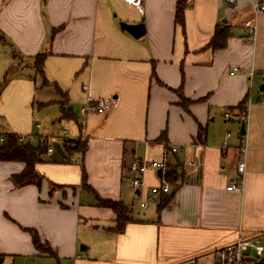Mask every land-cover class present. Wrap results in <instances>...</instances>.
I'll list each match as a JSON object with an SVG mask.
<instances>
[{"label":"crops","instance_id":"crops-1","mask_svg":"<svg viewBox=\"0 0 264 264\" xmlns=\"http://www.w3.org/2000/svg\"><path fill=\"white\" fill-rule=\"evenodd\" d=\"M188 1L182 28L177 0H144L142 11L122 0H0V130L53 150L36 165L40 183L21 188L12 176L25 164L0 161L1 264H215L218 249L264 232V13L250 0ZM121 24L146 33L136 39ZM220 24L230 37L214 51ZM251 25L256 40L245 43ZM89 99L113 105L82 114ZM77 101L81 118L69 107ZM53 105L63 137L33 134L35 106ZM164 159L167 171L178 165L169 193H150L159 171L132 187L133 160ZM238 180L242 190L228 191ZM134 195L142 212L127 205ZM97 197L128 209L122 231Z\"/></svg>","mask_w":264,"mask_h":264},{"label":"built area","instance_id":"built-area-1","mask_svg":"<svg viewBox=\"0 0 264 264\" xmlns=\"http://www.w3.org/2000/svg\"><path fill=\"white\" fill-rule=\"evenodd\" d=\"M6 1V0H4ZM125 3L129 4L132 7H135L139 11L143 10L144 0H122ZM252 1V8L255 12V15L258 16L264 13V2L263 0H250ZM229 5H235L236 0H226ZM256 40V26L251 25L249 27V35L244 38L245 43H251ZM237 71V70H235ZM264 104V101H262ZM112 100H91L89 99L86 106L82 108V114H86L89 111H94L100 115L106 114L112 107ZM227 120H232L233 116L231 114H225ZM6 133H2L0 130V143L7 142ZM49 140V139H48ZM48 140L47 141L48 143ZM41 141L42 143L45 142ZM20 142L25 143V139L20 138ZM185 150L184 146L181 147H172L167 150L168 154H177L180 151ZM53 150L51 147L47 149V153H51ZM246 150L243 151L245 153ZM130 173L133 176L130 179V184L135 189H141L144 185V177L149 171H159L161 172L162 183L158 187H153L150 190L151 195H157L159 193L167 194L170 192L171 185L166 180L167 172V159L163 161H154L147 162L142 160H133L129 165ZM238 172L244 174L245 172V163L241 162L238 165ZM228 191L242 190V182L238 180L236 184L231 185L227 188ZM146 204L143 203L142 207H145ZM215 264H264V244L258 239H245L239 238L234 243L228 244L216 251Z\"/></svg>","mask_w":264,"mask_h":264},{"label":"trees","instance_id":"trees-1","mask_svg":"<svg viewBox=\"0 0 264 264\" xmlns=\"http://www.w3.org/2000/svg\"><path fill=\"white\" fill-rule=\"evenodd\" d=\"M189 7V1L188 0H177V6H176V23H178L182 28L185 27V12ZM230 37V29L228 26L220 24L217 26L214 37L212 38L209 47L212 48V50H223L227 46L228 39ZM38 69L39 72L43 74L42 69V63L43 59L41 57H38ZM7 80L5 81L4 85L6 84ZM45 83L47 81H44ZM47 84V83H46ZM3 85V86H4ZM56 90L65 98H67V94L63 93L59 90L58 87H56ZM66 101V100H65ZM65 101L63 104H65ZM67 102V101H66ZM190 101L186 99H182V105L186 107ZM244 104V103H243ZM239 108H243V105H241ZM244 112V109H242ZM65 116V111H64ZM206 133L205 130L200 128V136L202 134ZM7 143L0 145V161L1 162H21L25 164L24 171L19 175H13L12 181L14 185L17 188L24 187L26 185L37 183L39 184L41 181V177L39 173L36 171V165L41 161V157L47 153V142L45 141L44 144L38 142L37 144L33 143H27V144H20L18 142V135L16 134H7ZM164 135H162L163 139ZM79 152H85L86 146H79L78 149ZM168 164V168H169ZM177 166L169 168V170L166 172V180L169 183H173L176 178H178L177 173ZM98 199V205L101 207L111 208L115 214L117 215V228L116 231H122L126 224L131 221V218L129 217L128 209L123 205L121 202H114L111 200H103L97 197ZM170 199H163L160 203L159 210L164 209L166 206L169 205ZM32 233V239L34 246L36 249L43 254H49L51 252L48 251L49 247L48 245H43L41 242V239L36 231H31ZM52 255V254H50Z\"/></svg>","mask_w":264,"mask_h":264},{"label":"rangeland","instance_id":"rangeland-1","mask_svg":"<svg viewBox=\"0 0 264 264\" xmlns=\"http://www.w3.org/2000/svg\"><path fill=\"white\" fill-rule=\"evenodd\" d=\"M37 61V60H36ZM52 96V95H51ZM82 103L81 102H76L75 104L71 103L69 107H73V112L79 117L80 116V109L82 108ZM34 121H33V125L35 127V130L33 131V134H37L38 132H42L43 135L48 136V137H54V138H60L63 137V135L61 134V131L64 130V128L62 126V123H59V117L56 116V113L58 112L59 114V109L57 106L53 105L48 107L47 109H38L37 106H35L34 109ZM61 119V117H60ZM63 123H66L67 121L64 120L62 121ZM36 124H40L41 125V129H38L36 127ZM3 126V123L1 124ZM61 129V131H59ZM68 130V129H67ZM69 132V131H68ZM227 133V131H225ZM3 133V132H2ZM232 134H236L238 136L239 131H235L233 133V131H231ZM7 135V133H6ZM18 137V142L20 144H27V143H35L37 144L38 142L42 143L41 141H43V138H39L37 136H17ZM24 138L25 139V143L20 142V138ZM8 138V136H7ZM83 141L85 139H82ZM7 143V142H6ZM6 143H0V145L2 144H6ZM44 144V143H42ZM48 145V144H47ZM53 149L55 148V143L52 144ZM139 190V189H138ZM129 203L127 204L131 210H133L135 213L138 212H142L143 209H141L140 207V203L138 202V196H131V199H128ZM130 217V215H129ZM255 234L251 233V234H243V237L248 238V239H258L259 241H261L264 244V232H258L256 233L255 236H253ZM45 246V245H44ZM212 263V262H211Z\"/></svg>","mask_w":264,"mask_h":264},{"label":"water","instance_id":"water-1","mask_svg":"<svg viewBox=\"0 0 264 264\" xmlns=\"http://www.w3.org/2000/svg\"><path fill=\"white\" fill-rule=\"evenodd\" d=\"M222 22L226 23L227 21L223 20ZM121 26L125 31L130 33L136 39L142 38L146 33V29L143 24H138V25L121 24ZM240 135L241 136L246 135V127L244 124L241 127ZM81 248L83 249L84 247H81ZM2 261L3 259L0 258V264L2 263Z\"/></svg>","mask_w":264,"mask_h":264}]
</instances>
